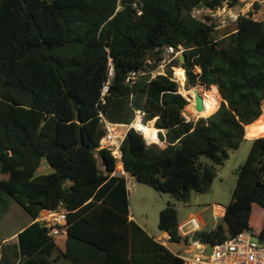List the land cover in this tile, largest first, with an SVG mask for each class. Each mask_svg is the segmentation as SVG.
<instances>
[{
    "label": "trees",
    "instance_id": "16d2710c",
    "mask_svg": "<svg viewBox=\"0 0 264 264\" xmlns=\"http://www.w3.org/2000/svg\"><path fill=\"white\" fill-rule=\"evenodd\" d=\"M224 2L240 0H0V200L10 196L33 220L0 264H181L129 219L126 177L112 174L114 158L96 150L104 133L99 114L128 124L140 110L141 123L153 120L159 129L164 147L134 128L126 132L122 166L135 181L183 203L207 191L213 164L264 118V20L239 14L232 30L221 31L215 18L192 13ZM178 45L184 62L174 58L164 73L139 79L167 46ZM171 65L183 68L186 88L201 83L219 92L210 90L221 100L209 96L208 116L183 115L189 102ZM43 158L49 169L37 173ZM59 203L66 210L64 250L34 220ZM255 206L262 209L258 232ZM178 224L167 203L158 228L171 243L215 244L244 230L264 242V136L251 139L222 222L190 235Z\"/></svg>",
    "mask_w": 264,
    "mask_h": 264
},
{
    "label": "rangeland",
    "instance_id": "374dc122",
    "mask_svg": "<svg viewBox=\"0 0 264 264\" xmlns=\"http://www.w3.org/2000/svg\"><path fill=\"white\" fill-rule=\"evenodd\" d=\"M254 2L258 3V7H254ZM236 11H239L241 8L244 10V14L251 13L252 17L257 20H264V0H240V3L234 5ZM193 15L199 18H203L204 16H210L209 12L205 8H197L192 11ZM217 21V20H216ZM219 22V21H218ZM218 28L221 31H229L232 30L235 26L234 23L229 24H220L218 23ZM182 52L176 56H168L164 53L163 60L160 61L158 66L152 71L153 75L157 73H164L166 68V64H171L174 58H179ZM170 59V60H169ZM173 70L175 68H181L180 66L171 65ZM183 69V68H182ZM184 71V70H183ZM198 71V69H197ZM175 77V76H174ZM175 79L179 82V91L188 99V105L190 104V95L188 93V88L184 86V82L181 83L178 78ZM185 80V79H184ZM195 86H200L196 84ZM192 87V86H191ZM202 88V93L206 96V105L209 107V96L210 99L216 101L221 100L219 98V94L210 91L212 89L216 90L215 87L207 90L204 86H200ZM208 92L209 95L204 92ZM217 91V90H216ZM218 92V91H217ZM219 93V92H218ZM188 105L183 110V115L187 120L196 119L197 116H193L190 112ZM219 105V103H218ZM211 110L209 109V114ZM208 113L205 115H209ZM263 115H264V104H263ZM147 121L145 124H148ZM154 125V122H153ZM246 128H248L246 130ZM245 128V136L246 134H251V138L264 136V118L257 121L255 125H251ZM158 129V128H157ZM158 131V130H157ZM144 135V134H143ZM157 144L159 147H164L165 143L160 141L153 142ZM251 145V139H244L239 147L235 150H231L228 153V157L224 160L222 164H213L208 158L202 156L200 160L213 164L215 168V176L213 181L208 188L207 191L203 193H194L192 192L190 195V199L188 202L183 203L176 201L172 196L168 193H162L156 191L151 186L135 181L129 175L126 177L129 192H128V202L130 213L134 214L136 219L148 230V232L154 236H161L162 231L158 228V218L159 211L164 208L167 203L171 204L177 211L178 223H182L184 220L189 218L190 212H198L201 211L202 219L204 220V224L202 226L203 229H212L215 224L218 222H222V217H214L211 210H213V204L217 203L222 206H225L231 198V191L235 185L236 177H237V169L244 162L248 150ZM98 166L101 168L102 165L100 161L98 162ZM46 160L43 158L41 160V165L37 173H42L47 171ZM262 209L260 207L255 206L253 209V220H252V228L255 232H258L261 226L260 214ZM194 216V215H193ZM30 216L28 213L18 205L12 198L8 195H3L0 200V244L2 239L12 235L14 232L18 231L21 227L26 225L30 220ZM192 228L191 224H187L185 226V230H190ZM254 232V233H255ZM169 247L176 251L179 247L182 248L181 243H171L167 241ZM2 245V244H1ZM5 246V245H4ZM1 249V248H0Z\"/></svg>",
    "mask_w": 264,
    "mask_h": 264
},
{
    "label": "built area",
    "instance_id": "2783aa9c",
    "mask_svg": "<svg viewBox=\"0 0 264 264\" xmlns=\"http://www.w3.org/2000/svg\"><path fill=\"white\" fill-rule=\"evenodd\" d=\"M208 12L212 18H215L222 25L234 23L239 14H244L242 8L236 11L234 6H231L228 2H224L220 7L214 10H208ZM182 51L183 47L181 45H178L177 48L167 46L164 49V53L168 56H176ZM162 61L164 60L162 59ZM143 73L141 72V74ZM134 74L133 72L132 75L134 76ZM107 90L108 85L105 84L102 87L101 95H104ZM142 115L143 112L137 110L133 121L124 124L110 122L103 114H99V120L104 129V133L99 139L96 150L105 149L114 158L116 168L112 174H116L119 171L123 172L121 143L127 130L130 128L142 132L135 125L136 121L141 122ZM145 140L147 143H152L147 138ZM213 210L214 217H221V207L213 204ZM38 221L48 229L49 235L57 236L65 234L66 210L63 204L59 203L55 209H44L40 211ZM187 224L192 225L190 230L184 229ZM201 225V222L196 216L190 215L187 220L178 224V230L182 235H190L193 231L200 229ZM157 241L172 251L181 260V264H264V242L259 240L255 233L248 230L228 236L223 241L215 244L192 240L190 238L188 242H180L182 248L179 249L178 247L176 251L169 247L167 243L169 241V235L167 233L166 235L157 237ZM208 244L212 245V249L209 252L206 251Z\"/></svg>",
    "mask_w": 264,
    "mask_h": 264
},
{
    "label": "crops",
    "instance_id": "0c3cea01",
    "mask_svg": "<svg viewBox=\"0 0 264 264\" xmlns=\"http://www.w3.org/2000/svg\"><path fill=\"white\" fill-rule=\"evenodd\" d=\"M250 133L249 134H246V136H244L245 137V139L246 140H249V139H253V138H251L250 137ZM47 168H48V166H47ZM122 170V169H121ZM119 171V170H118ZM123 172H124V170H123ZM123 172H120L119 171V174L120 173H123ZM124 175H125V177H127L129 174L128 173H126V172H124ZM130 176V175H129ZM131 178H133L132 176H130ZM134 179V178H133ZM135 180V179H134ZM126 187H127V191L129 192V188H128V184H127V181H126ZM215 205H217V206H219V207H221V217L223 216V214H224V206H222V205H220V204H217V203H215ZM213 211L214 210H211V213H213ZM190 215H194V216H196L198 219H199V221L201 222V228H202V226H203V224H204V220L202 219V216H201V211H198V212H190L189 213V216ZM129 219H132V220H134L136 223H138L142 228H144V230L149 234V235H151L149 232H148V230L136 219V217L134 216V214H132V213H130V208H129ZM220 217V218H221ZM31 218V217H30ZM34 220H38V217H36ZM187 220V219H186ZM33 220H32V218L28 221V223L26 224V225H24L23 227H21L18 231H16V232H14L12 235H10L9 236V240L7 239L8 237H6V238H4V239H2V241H1V244H0V254L1 253H4V254H8L9 253V251L10 250H12L13 249V246H14V244L17 242V233L18 232H20L25 226H27L28 224H30L31 222H32ZM185 221V220H184ZM183 221V222H184ZM216 225V224H215ZM215 225H214V227H215ZM163 235H166V232H162V235L161 236H163ZM152 236V235H151ZM154 237V236H153ZM157 237H159V236H157ZM157 237H154L156 240H157ZM55 239H56V243H57V245L59 246V248L61 249V250H64V247H65V240H66V234H61V235H57V236H55ZM5 245V246H4ZM61 263L62 264H71L68 260H65V259H61Z\"/></svg>",
    "mask_w": 264,
    "mask_h": 264
},
{
    "label": "bare ground",
    "instance_id": "6f19581e",
    "mask_svg": "<svg viewBox=\"0 0 264 264\" xmlns=\"http://www.w3.org/2000/svg\"><path fill=\"white\" fill-rule=\"evenodd\" d=\"M174 76L176 78H178L181 83L184 82L185 74H184V71L182 68H175ZM194 88L197 89V92L201 95L202 100H203L204 108L200 112H197L194 108V93H193ZM188 90H189L188 93L190 95V104L188 105V108H189L190 112L192 113V115L193 116H205L207 113L209 114L210 108L206 105V98H205L206 96L202 93V88L200 86H192ZM135 125L140 130H142L144 137L147 138V140L153 141V142H158V143L160 142V140L157 136V128L153 125V120H150L148 124H143L139 121H136Z\"/></svg>",
    "mask_w": 264,
    "mask_h": 264
},
{
    "label": "water",
    "instance_id": "95a60500",
    "mask_svg": "<svg viewBox=\"0 0 264 264\" xmlns=\"http://www.w3.org/2000/svg\"><path fill=\"white\" fill-rule=\"evenodd\" d=\"M179 60H180V62H184V61H185V56H184L183 54H181V55L179 56ZM152 77H154L153 73H152V72H147V73H143L142 75H140V76H139V79H140V80H147V79H150V78H152ZM196 84H199L200 86H203L201 83H196ZM196 84H195V85H196ZM195 85H193V86H195ZM180 93H181V92H180ZM193 93H194V108H195V110H196L197 112H200V111H202L203 108H204L202 97H201V95L197 92V89H196V88L193 89ZM207 116H208V115H207ZM198 117H201V116H197L196 119H197ZM157 130H159V129H157ZM116 174H119V172L116 173ZM211 249H212V245H211V244H208V245H207V248H206V251L209 252Z\"/></svg>",
    "mask_w": 264,
    "mask_h": 264
}]
</instances>
